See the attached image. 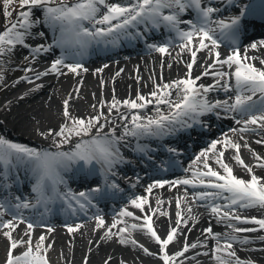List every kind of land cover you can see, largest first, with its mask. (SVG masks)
<instances>
[{
    "label": "snow or ice",
    "instance_id": "6c2138e0",
    "mask_svg": "<svg viewBox=\"0 0 264 264\" xmlns=\"http://www.w3.org/2000/svg\"><path fill=\"white\" fill-rule=\"evenodd\" d=\"M8 0H6L7 5ZM21 8L28 7L29 11H21L19 13V19L16 24L8 27L4 33H0V55H3L5 51H11L16 45H22L31 47L26 44V36H29L30 29L37 21H30L29 17L32 15V10L36 8L42 9V15L44 17L43 22L55 32L58 31L59 35L53 37L51 44H40L32 49L33 55H39L42 52H50L52 48L59 47L65 51H70L73 55L83 56L84 53L93 45H103L104 47L116 46L122 40H138L144 36V33L137 30L140 25H150L152 28H159L164 25L170 31H175L179 34L180 39L185 41L183 48H188L192 43L193 37L198 36L199 50L209 48L210 45L205 41L211 42V47H219L217 40L213 38L212 29L208 27L211 22V15L216 11L211 7L203 6V0H124L123 3H109V0H73L69 4L68 0H60L58 6H50L52 0H20ZM248 6H245L247 9ZM264 10V4L261 5ZM189 9H195L197 12V19L199 20V26L192 21L187 23L190 25L191 30H181L179 25L183 22L180 19V15ZM165 10H169L168 14H165ZM6 15L10 13L6 12ZM241 16L234 17L230 24H226L223 21H219V28L221 31L228 29L231 30L230 36L232 43L237 41L238 25ZM102 25L103 27H96ZM24 29V31H19ZM136 30V31H132ZM228 35L229 33H225ZM37 35L43 37L44 33H38ZM261 46H264V41L260 42ZM149 49H154L160 53H168L167 46H157L155 44H149ZM252 49L257 48V44L251 45ZM74 50V51H73ZM197 52L191 51L192 62L187 65L188 78L178 80L172 83H165L163 85H156V90L150 93L151 98H146L143 95H138L136 100H125L123 102L113 99L110 109H116L118 106L123 105L129 109H143L149 104L156 105V115L151 117H144L139 112L131 116L130 125H124V133L122 136H116V129L113 127L109 133H103L104 125H100L101 115L85 119H74L70 117L68 111L69 100L64 101L63 116L71 120L70 124H65L55 132L57 137H61L60 144L69 141L72 136L83 137L91 136V130L93 127H97V133L95 136H91L89 140H82L75 146L74 152H49V151H37L29 148L25 145H20L7 140L4 137H0V187L8 185V181L11 177L18 173V170L24 168L29 171L34 178V184L32 186V192L35 193L36 205L47 204L55 201L56 199L64 198L70 195L69 193L62 194L59 190V185L64 183L62 172L70 168L73 164L83 162L85 166H91L93 163H98L104 168L105 172H111L112 169L118 164L124 161L119 144L120 141L126 137L142 138L153 137L160 138L166 136H172L182 132H188L193 129L199 128L203 130L205 128L204 121L201 117L206 115L216 114L217 109H224L227 112L238 113L241 117H247V119L237 120L236 123L244 125L239 131H255V128L250 129L249 125H255L259 128H264V69L257 68L251 63H243L241 54L238 49H234L233 54L226 59H220V53H215V63L228 66L231 68L233 64L236 65L234 72V102L228 101H215L214 103L207 99V93L221 88L224 91L230 90L228 83H221L225 77L229 76L227 72H215L213 75L220 77L213 85H197L196 80L201 77H197L196 80L191 78V69L195 63ZM248 57L245 55L244 60ZM65 57L62 55L52 62L48 71L43 75L50 73H59L61 66L67 67L72 73L79 74L78 69L83 68L80 63L65 64ZM215 63L210 68L215 67ZM264 64V61H261ZM107 67V65H105ZM87 71V69H83ZM26 71H32L31 68ZM97 71H103L98 69ZM119 75V73H117ZM203 75H209L208 71H205ZM41 76L37 73V79ZM25 80H29L28 77H24ZM29 82H32L29 80ZM172 90H176L178 95L177 99L172 100ZM259 94V100L254 97ZM231 99V97H230ZM140 101L141 103H138ZM160 105H168L169 111L164 114ZM107 121V117L104 118ZM120 119L124 121L129 120V116L120 113ZM233 132L237 129H232ZM103 133V135H101ZM52 134V130L49 131V135ZM262 141H257L261 143ZM222 144L224 149L231 147L237 153H239L240 144L235 143L230 138L224 140L213 141L209 149L201 152L196 159L199 161L201 158H206L208 154H216V163L223 169L224 174L219 171H215L204 163V167L207 171L196 173V177L199 178V184H195L193 180L184 179L176 181V184L191 185L192 187H203L208 189L196 194V198L199 200H226L227 205H220L213 203L211 206L212 214L219 217L224 222L227 221L226 226L231 228L233 232H250L256 231V229L238 228L235 227L231 221H240L241 223H254L259 225L260 229H264V218H242L235 215L232 212L233 206L241 205L247 207H259L264 208V183L260 182V179L255 175L251 176L249 181H245L238 178L233 174V170L228 164L224 163L222 158L224 151L217 152V145ZM138 150L143 152V147L138 146ZM175 151V149H172ZM259 160L260 157H257ZM235 160L242 167H245L248 172H251V168L244 164V161L239 155L235 156ZM259 167H264V163L259 164ZM205 178H208L207 180ZM10 187V185H8ZM163 187V184L152 185L149 187V193L152 187ZM95 193H100L102 189L97 187L93 190ZM87 193L80 192L79 197L84 200L88 199ZM72 199H77L72 195ZM16 202L11 203L6 200H0V216L4 214H10L13 216L12 220L3 223V228L9 229L4 233L7 239L10 241L9 250L7 253L6 264H48V261L44 255L41 254V249L44 247L45 237L41 235L39 242L36 245L34 251L32 247V241L15 240L12 238V231L18 226L15 220L19 218V210L22 208H28L31 202L24 200L21 201L19 197L15 198ZM132 203L142 209L144 204L148 203L143 197L140 198V203L133 200ZM84 205L81 204V207ZM121 215L132 216L131 212L124 211ZM179 216V213H178ZM139 219V218H137ZM182 220V218H181ZM20 223L25 221L20 218ZM105 221L98 218V225L102 227ZM147 230L157 243L162 246L164 255L162 260L164 264H169L175 257L170 256L166 249L167 246L173 242L177 235V229H172L167 235L166 239H161L156 231L152 227L151 217H146ZM116 227L115 224L112 225ZM137 225H132V228H136ZM34 228L33 223L27 224L28 231L25 235H31V230ZM51 231V229H49ZM69 232L76 231V229L69 227ZM128 229H121L120 240L121 244L136 243L134 240L129 241L122 233L127 232ZM205 232L212 234V228L208 227ZM114 234L111 228L106 233V238H111ZM229 238L222 244L220 243V235L213 234V238L217 240L215 248L216 260L218 264H253L251 261L241 262L238 258H235V251L233 250L232 241H236L241 244H248L251 241L247 239H237V237L227 234ZM27 244L28 247L21 255H13L14 251L23 245ZM197 244H192L191 248H196ZM140 247H143L142 245ZM144 252H148L147 248L143 249ZM189 251V245L185 244L182 251L178 252L176 256H184ZM264 251V249H262ZM86 264V262H85Z\"/></svg>",
    "mask_w": 264,
    "mask_h": 264
},
{
    "label": "bare ground",
    "instance_id": "6f19581e",
    "mask_svg": "<svg viewBox=\"0 0 264 264\" xmlns=\"http://www.w3.org/2000/svg\"><path fill=\"white\" fill-rule=\"evenodd\" d=\"M109 3L112 1L109 0ZM58 5L59 3L56 6ZM40 10L42 9H33L29 20L35 21L33 20V13ZM11 25L13 23L6 25L4 32ZM41 26V23L33 24L30 29L31 34L26 36V44L31 47L16 45L11 51H5L3 55H0V127L12 135L25 134L30 141L38 142L45 150L50 149L51 143L60 142L57 140L58 137L55 132L64 126V120L69 119L62 115V110L61 113L57 111L60 101L63 107L64 101L69 100L70 117L87 120L102 113L100 125H104L103 133H109L113 127L117 131L130 122L133 114L139 112L141 115L144 110H149L151 106L147 105L148 107L145 109L132 110L119 105L117 111L109 107L113 99L120 102L136 100L138 95L151 98L150 93L156 90V85L177 80L187 70V65L191 63L190 50L197 47L199 40L190 44L188 48L181 46L171 48L168 53L153 51L143 55L116 57L110 61L84 63L82 64L83 68L78 69L79 74L72 73L67 67L61 66L60 75H58L59 73L43 75L59 56H55L52 60L53 52L33 55L32 49L37 45L44 44V41L37 35V29ZM18 30L24 31L19 26ZM251 45L252 43H247L246 47L241 49V53L243 56L246 55L255 67L264 69V64L261 63L264 61V46L259 43L256 49H252ZM211 60L208 50L197 52L195 63L192 66L195 75L205 71L209 73L214 70L220 72L221 69L217 67L215 69H203ZM6 64L9 66L7 69L3 67ZM28 68H31L32 71H26ZM83 69H87V71ZM98 69H103V71H97ZM37 73L41 74L39 79L36 78ZM24 77H28L32 82L25 80ZM199 80H205V84L213 85L219 78L206 75L201 76ZM43 90L48 91V93L41 94ZM137 102L141 103L140 101ZM92 103L95 105L92 106ZM153 106L152 110L156 112V105ZM120 113L128 115L129 120H121ZM105 117L108 118L107 121L104 119ZM243 126L233 128L237 129L235 132L232 129L229 130L220 139L230 138L235 143L240 144L239 153L231 147L224 149L222 144L217 145V152L224 151L226 159L222 158V160L232 170L239 166L237 174L242 178L255 175L261 183H264V167L258 166L264 163L262 161L264 160L262 158L264 156V128L253 125L252 128H255V131H239ZM97 127L92 128L91 136L96 135ZM50 130H52L51 135H49ZM91 136L88 137L91 138ZM85 139H88L87 136L78 137L76 140ZM257 141L262 142L257 143ZM211 154L213 153L210 152L207 158L199 160V164L204 165L206 162L208 165L218 166L216 158H211ZM236 155H239L244 164L251 168V172L247 173L245 167L237 163ZM257 157L260 159L258 160ZM150 186L152 184L141 185L137 189L138 193L130 201L123 202L124 208L117 211L115 218H103L105 223L102 227L98 225V221L78 223L66 227L56 225L34 226L29 236L25 235V232L28 231L27 225L17 221L18 226L12 231V238L25 241L30 239L33 245L38 244L39 237L43 235L45 237L43 250L48 253L49 260L53 264H77L78 260H83L85 256H87L86 262H97V264H164L162 246L153 237L147 236L149 232L143 230L147 228L143 225L146 223L137 219L144 214L146 217H151L152 227L162 240L166 239L172 229L178 230L176 238L166 249L170 256L175 257L169 264H218L215 258L217 240L213 238V234L220 235V243L222 244L229 238L227 234L237 237L238 240L247 239L251 241L248 244L232 241L235 251L233 260L238 258L241 262L251 261L253 264H264V251H262L264 249V229H260L259 225L232 220L231 223L235 227L256 229V231L235 233L226 226L227 221L222 222L218 216L210 212V208L207 210V207L204 206L205 201L193 202L192 199L188 202L185 200L188 195L182 185L152 187L149 193ZM141 197L148 201L142 209L137 208L132 203L133 200L140 203ZM182 201L185 202V205L178 206V202ZM245 210L248 216L240 217L264 218V213L262 215L259 211L251 210L249 207ZM124 211L131 212L132 216L121 215ZM9 220L8 216L0 218V225ZM113 224L116 225L115 228L112 227ZM134 224L137 225L136 228H132ZM69 227L76 229V231L69 232ZM208 227L212 228V234L205 232ZM110 228L114 235L111 238H106V233ZM125 228L141 234L146 243L151 244L152 250H148L146 253L135 243L121 244L119 242L120 230ZM7 231L10 230L0 226V264H6L9 250L10 241L4 235ZM124 234L126 232L122 233V235ZM194 243L198 246L191 248L190 246ZM185 244L189 245V251L184 256H176L178 252L182 251ZM24 247L27 248L28 245L18 247L13 255H20L18 253Z\"/></svg>",
    "mask_w": 264,
    "mask_h": 264
},
{
    "label": "rangeland",
    "instance_id": "374dc122",
    "mask_svg": "<svg viewBox=\"0 0 264 264\" xmlns=\"http://www.w3.org/2000/svg\"><path fill=\"white\" fill-rule=\"evenodd\" d=\"M28 9V7H24L21 8V4H20V0H8L7 5H6V0H0V33H4V27L6 28V25H9L11 23H17V19L16 16H18V14L25 10ZM7 13H10V15H6ZM5 69H7L9 66L6 64L3 66ZM48 93V91L43 90L41 94H46ZM92 106H94L95 104H91ZM91 106V107H92ZM62 105H61V101L59 102V106L57 107V111L61 113L62 110ZM63 115V113H62ZM72 118V117H71ZM70 124L71 120H65L63 122V124ZM25 136V134H23ZM0 137H4L7 140L12 142L13 137L11 136L10 133H8L7 131H5L4 129H2V127H0ZM72 138H77V136H73ZM17 139V138H15ZM57 140H61V137H58ZM68 142V141H67Z\"/></svg>",
    "mask_w": 264,
    "mask_h": 264
}]
</instances>
